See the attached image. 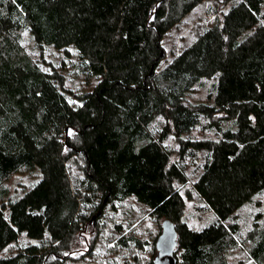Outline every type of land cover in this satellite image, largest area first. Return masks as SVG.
Segmentation results:
<instances>
[{
	"label": "trees",
	"instance_id": "obj_1",
	"mask_svg": "<svg viewBox=\"0 0 264 264\" xmlns=\"http://www.w3.org/2000/svg\"><path fill=\"white\" fill-rule=\"evenodd\" d=\"M201 1L0 0V198L25 166L41 171L21 197L0 201V253L21 234L30 240L0 264H76L75 240L108 201L129 197L173 221L177 264H231L242 243L251 264H264V225L243 232L234 220L264 191V0H208L210 25L161 64V38ZM23 31L76 55L93 90L73 93L63 72L42 69ZM214 76L208 100L187 103ZM201 119L216 136L185 137ZM187 157L202 159L190 188L215 214L200 229L183 216ZM74 160L84 172L77 183Z\"/></svg>",
	"mask_w": 264,
	"mask_h": 264
},
{
	"label": "rangeland",
	"instance_id": "obj_2",
	"mask_svg": "<svg viewBox=\"0 0 264 264\" xmlns=\"http://www.w3.org/2000/svg\"><path fill=\"white\" fill-rule=\"evenodd\" d=\"M212 13L210 1L203 0L169 29L161 38L162 50L165 53V58L161 64L169 62L182 49L190 46L195 41L196 35L210 25L214 17ZM32 40L29 32L23 31L21 44L25 46L29 55L40 64L42 69L48 70L50 66H55L58 71L63 72L66 77L64 84L73 93L93 90L97 83L95 80H90V82L85 80L84 74L77 66L78 58L76 55L73 58H67L63 50H57L49 45L41 47ZM216 81L215 76L213 78H201L193 86V89L186 94L187 103L194 104L207 101L208 95L213 91L212 84H215ZM69 97L71 98V95ZM155 121L152 126L155 129H159L164 122L160 117ZM187 136L193 139H204L214 138L216 134L213 129L208 127L206 120L201 119L199 126L185 134V137ZM164 143L166 148L172 152L171 159L178 157V140L169 136ZM184 162L188 166L186 173L189 182L180 189L185 202L183 216L190 228L200 229L209 224L215 217V214L206 207L204 202L198 199L197 194L190 188V184L196 180L199 171H201L202 159L198 158L193 162L187 157ZM79 164L80 160H74L69 164L70 176L74 179V183H77L84 173ZM40 176L39 167L25 166L7 181V191L0 198V201H7L8 203L15 201L26 190L31 189L38 182ZM187 193L191 195L189 199H187ZM98 219L97 225H90L91 229L82 232V236L74 242L76 249H79L76 251L77 256L83 255L76 264H148L154 259V255L157 254L154 241L160 234L162 221L151 214L148 206L139 203L136 197H129L123 201H108L103 215ZM234 220L237 221L243 232L251 229L252 225H264V191L260 195L254 196L251 203H247L237 210ZM90 224H95V222ZM124 237L129 239L125 245L120 243ZM28 242H30L29 238L21 234L17 242L8 245L1 251L0 257L17 253ZM229 262L231 264L243 262L244 264H251L252 261L246 254V245L242 243L240 247L233 250Z\"/></svg>",
	"mask_w": 264,
	"mask_h": 264
},
{
	"label": "water",
	"instance_id": "obj_3",
	"mask_svg": "<svg viewBox=\"0 0 264 264\" xmlns=\"http://www.w3.org/2000/svg\"><path fill=\"white\" fill-rule=\"evenodd\" d=\"M94 218L92 217V219ZM160 230L161 232L155 240L157 254L154 256V264H177V257L173 254L177 237L173 221L163 220Z\"/></svg>",
	"mask_w": 264,
	"mask_h": 264
}]
</instances>
